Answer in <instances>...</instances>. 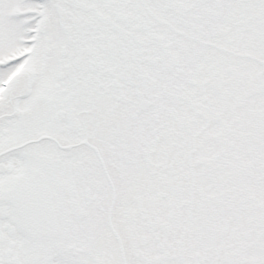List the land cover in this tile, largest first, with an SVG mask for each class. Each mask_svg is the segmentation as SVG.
Masks as SVG:
<instances>
[{
	"label": "snow or ice",
	"instance_id": "6c2138e0",
	"mask_svg": "<svg viewBox=\"0 0 264 264\" xmlns=\"http://www.w3.org/2000/svg\"><path fill=\"white\" fill-rule=\"evenodd\" d=\"M0 264H264V0H0Z\"/></svg>",
	"mask_w": 264,
	"mask_h": 264
}]
</instances>
